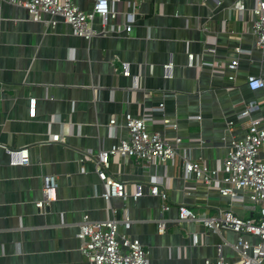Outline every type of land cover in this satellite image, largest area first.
I'll use <instances>...</instances> for the list:
<instances>
[{"label":"crops","instance_id":"1","mask_svg":"<svg viewBox=\"0 0 264 264\" xmlns=\"http://www.w3.org/2000/svg\"><path fill=\"white\" fill-rule=\"evenodd\" d=\"M74 1L84 11L95 5ZM238 1L111 0L116 17L97 16L98 34L88 40L64 21L47 27L0 0V264H91L80 251L81 221L85 215L121 219L124 208L131 227L121 232L143 243L149 264L238 262L236 233L179 220L180 205L208 218L229 207L243 218L257 215L247 194L233 203L220 186L185 177L186 157L222 168L232 142L229 123L234 136L242 135L249 121L239 115L248 104L257 103L252 117L264 123V89L248 85L250 76H264L252 33L256 2L243 0L242 13L234 9ZM129 12L131 32L125 30ZM236 60L238 68L229 69ZM128 113L146 117L149 129L168 141L183 142L168 165L112 157V174L130 195L142 196L107 201L96 157L129 137ZM165 116L179 128L166 127ZM114 118L118 125L111 127ZM21 149H29L30 163L13 165L9 151ZM46 176L56 178L58 198L40 210ZM154 185L167 194L168 210L150 193Z\"/></svg>","mask_w":264,"mask_h":264},{"label":"built area","instance_id":"2","mask_svg":"<svg viewBox=\"0 0 264 264\" xmlns=\"http://www.w3.org/2000/svg\"><path fill=\"white\" fill-rule=\"evenodd\" d=\"M12 5L24 8L30 19L43 22L47 27H56L60 21L70 25L79 37L90 40L98 33L93 28L97 16L105 22L116 13L111 9V0H95L92 11L82 10L74 0H3ZM252 8L254 20L252 33L256 45L264 55V0H255ZM234 9L242 13L247 11L243 0L234 5ZM127 24L125 30L131 32L133 13H126ZM111 31V30H110ZM114 31V30H113ZM106 30L103 31L105 33ZM191 61L193 55L190 56ZM239 61L228 65L229 69L236 70ZM124 75H129L124 65ZM234 79V76L230 77ZM248 85L251 90L264 89V76H250ZM35 99L30 102V114L35 116ZM259 110L257 103H250L240 113V118H247L249 123L246 131L240 136H234L233 122L229 123V132L232 142L220 170L210 167L205 162L193 161L185 158V177L212 187L220 188V193L227 196L233 203L245 201L247 194L256 216L243 218L235 213L234 208L220 209L219 216L208 218L199 215L186 205L179 206V220L181 222L201 223L215 231H230L238 235L235 249L239 253L236 264H264V161L260 153L264 151V123L263 120L252 117ZM166 127L175 130L179 128L177 120L169 117L162 119ZM118 125V120L111 121V127ZM126 127L129 137L122 139L111 149H103L96 157V173L106 187L103 197L110 201L119 197L127 200L130 196L138 199L142 196L140 191L134 195L128 192L127 184L114 176L111 171L112 157L121 156L127 160L132 159L140 165H152L158 162L162 165L173 163L179 155V148L183 142L177 138L175 142L168 141L161 132L151 131L146 117L137 118L132 114L126 115ZM13 165H28L30 163L29 149L10 150ZM222 173V178L219 174ZM242 192L244 194H242ZM150 193L161 197L165 202L164 210L170 208L167 194L158 186L150 188ZM58 198V182L54 176L44 177L43 199L37 203L40 210H44ZM121 227L130 229L131 219L128 209L122 210L121 219L105 221L92 220L85 215L80 223L78 238L81 242L80 251L91 264H149L148 252L138 239L121 232ZM165 221L158 224L159 232L166 231ZM248 237L257 239L256 243ZM194 242L199 243V235H194ZM205 264H225L222 260L213 262L210 259Z\"/></svg>","mask_w":264,"mask_h":264}]
</instances>
